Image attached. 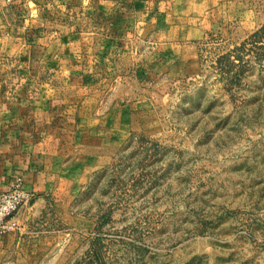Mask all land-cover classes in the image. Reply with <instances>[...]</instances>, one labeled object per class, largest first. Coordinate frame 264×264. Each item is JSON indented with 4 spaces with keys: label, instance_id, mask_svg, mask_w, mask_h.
I'll return each instance as SVG.
<instances>
[{
    "label": "crops",
    "instance_id": "1",
    "mask_svg": "<svg viewBox=\"0 0 264 264\" xmlns=\"http://www.w3.org/2000/svg\"><path fill=\"white\" fill-rule=\"evenodd\" d=\"M263 3L0 0V193L21 178L36 195L0 264H68L90 229L77 184L111 164L149 89L199 73L201 43L257 27Z\"/></svg>",
    "mask_w": 264,
    "mask_h": 264
},
{
    "label": "rangeland",
    "instance_id": "2",
    "mask_svg": "<svg viewBox=\"0 0 264 264\" xmlns=\"http://www.w3.org/2000/svg\"><path fill=\"white\" fill-rule=\"evenodd\" d=\"M262 6L257 27L201 43L199 73L149 89L111 164L77 184L90 229L68 264H264Z\"/></svg>",
    "mask_w": 264,
    "mask_h": 264
},
{
    "label": "built area",
    "instance_id": "3",
    "mask_svg": "<svg viewBox=\"0 0 264 264\" xmlns=\"http://www.w3.org/2000/svg\"><path fill=\"white\" fill-rule=\"evenodd\" d=\"M35 197V194L25 190L21 178L13 183L7 192L0 193V234L17 231L18 228L14 222L15 217L22 207Z\"/></svg>",
    "mask_w": 264,
    "mask_h": 264
}]
</instances>
